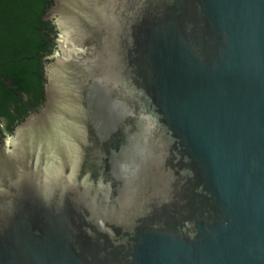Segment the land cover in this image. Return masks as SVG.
<instances>
[{
    "label": "water",
    "instance_id": "obj_1",
    "mask_svg": "<svg viewBox=\"0 0 264 264\" xmlns=\"http://www.w3.org/2000/svg\"><path fill=\"white\" fill-rule=\"evenodd\" d=\"M44 103L0 132V264H264V0H55Z\"/></svg>",
    "mask_w": 264,
    "mask_h": 264
},
{
    "label": "trees",
    "instance_id": "obj_2",
    "mask_svg": "<svg viewBox=\"0 0 264 264\" xmlns=\"http://www.w3.org/2000/svg\"><path fill=\"white\" fill-rule=\"evenodd\" d=\"M55 0H0V132L14 128L44 101L46 56L57 30L48 13ZM48 17V18H47Z\"/></svg>",
    "mask_w": 264,
    "mask_h": 264
},
{
    "label": "flooded vegetation",
    "instance_id": "obj_3",
    "mask_svg": "<svg viewBox=\"0 0 264 264\" xmlns=\"http://www.w3.org/2000/svg\"><path fill=\"white\" fill-rule=\"evenodd\" d=\"M47 16H48V15H47ZM48 17H49V16H48ZM48 17H47V18H48ZM51 18H52V17H51ZM53 23H54V21H53ZM54 25H55V24H54ZM55 28H56V27H55ZM56 50H57V48H56ZM45 58L48 59V56H46ZM49 60H50V59H49ZM45 73H46V71H45ZM45 78H46V76H45ZM45 82H46V81H45ZM43 97H44V95H43ZM43 99H44V98H43ZM43 103H44V101H43ZM42 105H43V104H42ZM41 107H42V106H41ZM1 133H2V132H1ZM2 134H3V133H2Z\"/></svg>",
    "mask_w": 264,
    "mask_h": 264
}]
</instances>
